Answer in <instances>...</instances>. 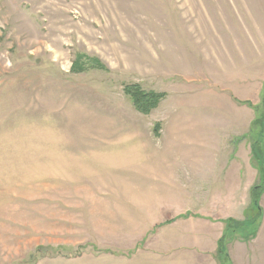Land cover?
<instances>
[{"label":"rangeland","instance_id":"374dc122","mask_svg":"<svg viewBox=\"0 0 264 264\" xmlns=\"http://www.w3.org/2000/svg\"><path fill=\"white\" fill-rule=\"evenodd\" d=\"M0 264H264V0H0Z\"/></svg>","mask_w":264,"mask_h":264},{"label":"trees","instance_id":"16d2710c","mask_svg":"<svg viewBox=\"0 0 264 264\" xmlns=\"http://www.w3.org/2000/svg\"><path fill=\"white\" fill-rule=\"evenodd\" d=\"M125 93L131 96L134 106L143 112L150 111V109L155 107L164 96L161 92L144 91L138 85L125 86ZM233 220L235 219L229 218L226 219L225 222Z\"/></svg>","mask_w":264,"mask_h":264},{"label":"crops","instance_id":"0c3cea01","mask_svg":"<svg viewBox=\"0 0 264 264\" xmlns=\"http://www.w3.org/2000/svg\"><path fill=\"white\" fill-rule=\"evenodd\" d=\"M249 90L251 92H257V87H254V86L250 85V89ZM244 112H245V110H244ZM244 122H245V118H244ZM229 169H231V171H233V172H239V170H236L235 168H229ZM226 186L229 189V191L226 194H222V193H219L218 192L215 197L214 196L212 197L213 198L212 203H215L216 197L218 199L219 204H222L225 201L228 202V204H230L237 197H243V199L244 198L247 199V195L246 194L245 195H242V188H243V186H242V180L240 178L236 179L233 182H228L226 184Z\"/></svg>","mask_w":264,"mask_h":264}]
</instances>
